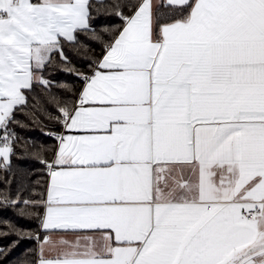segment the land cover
<instances>
[{
  "label": "snow or ice",
  "instance_id": "snow-or-ice-1",
  "mask_svg": "<svg viewBox=\"0 0 264 264\" xmlns=\"http://www.w3.org/2000/svg\"><path fill=\"white\" fill-rule=\"evenodd\" d=\"M60 65L80 84L53 93ZM37 112L51 147L15 131ZM13 157L43 191L21 169L12 196ZM0 173L38 224L4 222L36 241L21 264H264V0H0Z\"/></svg>",
  "mask_w": 264,
  "mask_h": 264
},
{
  "label": "trees",
  "instance_id": "trees-1",
  "mask_svg": "<svg viewBox=\"0 0 264 264\" xmlns=\"http://www.w3.org/2000/svg\"><path fill=\"white\" fill-rule=\"evenodd\" d=\"M106 2H111V0H106ZM120 21L118 18L112 17H101L98 22H94L93 26L97 29L104 26H111L113 24H119ZM79 40L81 44L88 45L92 50H94L95 54H99L101 48L99 44L91 41L87 36L80 34ZM77 45L74 48H70L65 46L64 51L65 54L69 57L72 62V65L80 68H86L87 64L83 57L87 55H92L91 52L84 53L83 49H80V54H77L75 48H79ZM57 61L59 58L57 57ZM63 66H57L53 69L49 70V73H46V77L55 82L52 88L53 93H60L61 90L57 88L56 84H70V85H79L80 81L77 80L74 76L66 74V72L62 71L61 68ZM36 93L39 94V89L36 90ZM29 103H33L30 99ZM43 108L48 112H52L55 114V109L46 103L43 104ZM40 123L33 124L32 121L25 116L23 113L17 115V119L23 121L28 125L27 128L15 127V131L17 134L23 139L27 141H34L37 145L44 144L51 147L55 142L44 136L40 131L41 124L47 125L48 129L59 130L55 125L51 124L42 114V112L36 113ZM17 153L20 154V149H17ZM12 166L13 170L17 172V179L11 185V194L15 197L16 189L20 183V173L19 170H24L25 177L23 182L26 183L29 187V190H35L36 192L43 191L42 187L37 186V182L43 185L47 182L46 170L39 163H36L34 159L22 158L18 159L16 157L12 158ZM4 175V173H0V176ZM3 189V185L0 184V190ZM29 195V191L24 193V196L27 197ZM4 222H10L11 224L16 225L18 228L24 231H35L38 228V224L36 221H29L26 219H22L18 215V210L15 208H3L0 207V233L8 232V228L5 227ZM42 235V234H41ZM16 242V243H14ZM37 247L36 241L29 239H19L17 235L14 233H10L8 235H0V249H3V252H0V264H21V261L28 258L31 254L30 250H33Z\"/></svg>",
  "mask_w": 264,
  "mask_h": 264
}]
</instances>
